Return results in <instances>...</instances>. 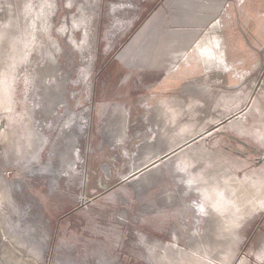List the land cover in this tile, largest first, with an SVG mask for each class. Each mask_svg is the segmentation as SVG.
I'll return each instance as SVG.
<instances>
[{
    "label": "rangeland",
    "instance_id": "1",
    "mask_svg": "<svg viewBox=\"0 0 264 264\" xmlns=\"http://www.w3.org/2000/svg\"><path fill=\"white\" fill-rule=\"evenodd\" d=\"M0 264H264V0H0Z\"/></svg>",
    "mask_w": 264,
    "mask_h": 264
},
{
    "label": "bare ground",
    "instance_id": "2",
    "mask_svg": "<svg viewBox=\"0 0 264 264\" xmlns=\"http://www.w3.org/2000/svg\"><path fill=\"white\" fill-rule=\"evenodd\" d=\"M257 109H258V108H257ZM252 133H253V132H252ZM255 134H257V133H255ZM258 139H260V138H258ZM261 141H262V140H261ZM171 153H172V152H171ZM148 168H149V167H148ZM136 175H137V174H136ZM246 182H247V181H246ZM252 183H253V182H252ZM246 184H247V183H246ZM257 188H258V187H257ZM245 189H246V188H245ZM253 189H254V188H253ZM230 190H231V189H230ZM240 190H242V189H240ZM258 190H260V189H258ZM260 191H261V190H260ZM243 192H244V191H243ZM245 192H247V191H245ZM245 192L243 193V195L245 194ZM248 192H249V191H248ZM255 192L258 193V191H255ZM251 193H252V192H251ZM251 193H250V194H251ZM240 194H241V192H240ZM224 195H225V194H224ZM241 195H242V194H241ZM243 195H242V196H243ZM221 196H222V195H221ZM227 196L229 197V192H228V194L226 193V197H227ZM250 196H251V195H250ZM254 196H255V194H254ZM236 197H237V196H236ZM234 198H235V196H234ZM234 198H233V199H234ZM245 198H247V197H245ZM261 198H262V197H261ZM261 198H260V199H261ZM221 199H222V198H221ZM230 199H231V197H230ZM242 199H244V196H243ZM247 199H248V198H247ZM253 199H254V198H253ZM249 200H250V198H249ZM235 201H236V200H235ZM250 201H251V200H250ZM250 201H249V202H250ZM256 201H257V200H256ZM237 202H238V201H237ZM251 202H252V201H251ZM238 203H239V202H238ZM241 203H242V202H241ZM242 205H243V204H242ZM239 206H240V205H239ZM237 209H238V208H237Z\"/></svg>",
    "mask_w": 264,
    "mask_h": 264
},
{
    "label": "crops",
    "instance_id": "3",
    "mask_svg": "<svg viewBox=\"0 0 264 264\" xmlns=\"http://www.w3.org/2000/svg\"><path fill=\"white\" fill-rule=\"evenodd\" d=\"M228 7L230 8V5H228ZM228 7H227V8H228ZM227 13H228V9H227ZM254 19H255V18H254ZM256 23H257L256 25L259 26V20H256ZM239 42L241 43V41H239Z\"/></svg>",
    "mask_w": 264,
    "mask_h": 264
},
{
    "label": "water",
    "instance_id": "4",
    "mask_svg": "<svg viewBox=\"0 0 264 264\" xmlns=\"http://www.w3.org/2000/svg\"><path fill=\"white\" fill-rule=\"evenodd\" d=\"M172 152H173V151H172ZM169 154H170V153H169ZM169 154H168V155H169Z\"/></svg>",
    "mask_w": 264,
    "mask_h": 264
}]
</instances>
